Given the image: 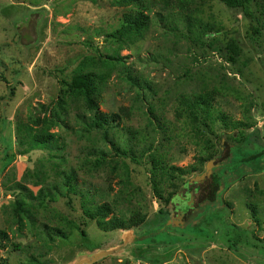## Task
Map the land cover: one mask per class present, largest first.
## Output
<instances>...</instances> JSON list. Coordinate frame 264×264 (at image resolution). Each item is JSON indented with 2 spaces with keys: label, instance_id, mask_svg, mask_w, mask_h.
<instances>
[{
  "label": "rangeland",
  "instance_id": "1",
  "mask_svg": "<svg viewBox=\"0 0 264 264\" xmlns=\"http://www.w3.org/2000/svg\"><path fill=\"white\" fill-rule=\"evenodd\" d=\"M146 1L152 6L145 39L119 45L108 34L120 27L129 8L115 5V0H0V230L10 238L2 244L6 247L0 246V264H28L32 256L43 264H264V157L240 163L242 154L264 153V24L219 0H170L168 7L162 0ZM186 15L213 26L215 33L205 36L204 46L188 32ZM232 40L242 51L236 62H231L232 54L226 49ZM92 55L104 60L108 55L119 56L122 64L154 86L156 93L145 91V101H139V90L113 75L101 111L121 113L122 108L131 107L132 115L124 117L127 127L150 132L147 124L155 119L149 114L151 106L160 119L165 115L171 128L179 126L172 115L177 98L212 90L217 91L219 109L235 120L249 117L251 126L236 146L224 138L223 152L216 159L227 158L228 146L232 147L230 166L219 172L230 174L198 199L197 209L183 223L171 220L172 205L193 177L187 176L175 193L168 187L169 201H161L153 192L147 161L135 164L131 159L127 160L131 196L119 191V179L109 177L108 170L78 174L97 191L120 197L128 212L142 209L147 216L143 225L105 232L84 220L75 200L73 207L62 201L51 208L84 224L85 235L77 230L49 241L29 224L20 233L10 206L21 193L20 186L37 192V178L49 182L62 169L78 168L90 144L79 137L84 131L71 112L66 123L52 131L63 146L58 156L65 162L51 161L48 150L30 148L38 129L28 123V117L41 114L42 106H56L62 81ZM101 134L93 133L92 140L99 142ZM149 135V142L169 164L184 168L196 162L195 146L186 140L169 144L160 133ZM141 147L137 148L139 159ZM45 216L50 217V211L41 210L39 224L46 221ZM107 251L112 255L90 262L95 254Z\"/></svg>",
  "mask_w": 264,
  "mask_h": 264
},
{
  "label": "trees",
  "instance_id": "2",
  "mask_svg": "<svg viewBox=\"0 0 264 264\" xmlns=\"http://www.w3.org/2000/svg\"><path fill=\"white\" fill-rule=\"evenodd\" d=\"M219 1L228 8L241 9L246 16L255 17L257 24H264V0ZM169 2L170 0H162L167 7ZM114 4L129 8V11L124 14L120 27L108 34V37L114 40L112 42L129 45L145 39L151 27L152 5H149L146 0H115ZM256 12L259 16H256ZM185 19L188 32L201 46L205 45V36L215 33L213 26L199 19L189 15H186ZM171 29L173 30L174 27ZM254 30L259 33L257 26ZM209 46L213 47L211 43ZM226 49L232 54L231 62H236L242 52L240 47L232 40ZM120 60L119 56L113 55H108L105 60L94 55L87 56L73 70L71 77L62 81L61 96L56 106L49 109L42 106L41 114H32L28 117V123L38 129L30 140V148L39 147L48 150L51 161L58 159L61 164L65 162L64 157L58 156L63 146L52 131L63 126L71 112L76 114V120L84 131L79 134V137L88 139L90 144L85 147L78 165L79 170L76 167L62 169L57 178H52L49 182H44V179L40 181L37 178L40 184L37 192L30 190L26 185L20 186L21 193L15 196L10 205L12 218L20 233L29 224L37 228L38 232L44 234L49 241H54L55 238H66L77 230L85 235L86 232L81 228L84 224H78L70 216L51 208L62 201H67L70 207H73L75 200H79L84 220L95 222L99 229L105 232L139 227L146 222L147 218L142 209L134 208L128 212L123 208L124 201L120 197L112 198L108 192L97 191L92 184L80 180L79 171L92 175L93 172L108 170L109 177L119 179L121 186L119 191L129 196L131 192L129 188L133 183L127 160L132 159L135 164H139L144 159L150 167V180L155 196L161 201H169L170 197H165L167 188H171L175 193L187 176L195 177L205 172L207 163L215 160L223 152L224 138L235 146L244 139L245 130L251 126L249 117L246 118L248 121L235 120L219 109L216 106V90L181 94L173 107L174 124H179L174 128L165 123V115L160 119L155 115L154 108L149 107V114L155 119H149L150 123L147 126L150 132L148 133L147 130L133 129L124 125V117L129 118L134 111L131 107L122 108L121 113L101 111L105 92L114 74H117L118 79L139 90L137 92L139 101L141 99L145 101V91L156 93L152 82L143 74H135L132 68L126 67ZM249 111V109L246 110L247 113ZM152 131L160 133L164 143L168 141L170 144L184 139L195 146L196 162L184 168L169 164L164 159V155L157 151L153 145L154 142H149V133ZM100 132L102 137L99 138V142L95 137L92 140L91 135ZM226 132L230 133L226 134ZM140 146L143 147L140 149L139 159L137 148ZM228 147L232 154V147L230 145ZM241 156L243 158L240 159V163H253L263 158L264 153L258 156L245 153ZM49 176L50 174L45 175L46 178ZM221 182V179L214 178V184ZM259 192L262 193L260 190ZM246 193L251 195L253 191L247 190ZM41 210L50 211L51 216H45L46 221L39 224L38 215ZM6 241L10 242L8 233L0 230V246L6 247L2 245ZM13 246L18 247L16 244ZM28 264H43V262L37 256H32Z\"/></svg>",
  "mask_w": 264,
  "mask_h": 264
},
{
  "label": "flooded vegetation",
  "instance_id": "3",
  "mask_svg": "<svg viewBox=\"0 0 264 264\" xmlns=\"http://www.w3.org/2000/svg\"><path fill=\"white\" fill-rule=\"evenodd\" d=\"M231 158H232V154L230 152L227 158H224L221 161L215 159V165H217L218 167L214 169V173L205 183L200 185L194 184L191 186H188L187 184V186L183 188V192L177 194V201H175L174 205H172L174 206L175 209V215L171 216V218L179 219L182 217L183 220L184 218H186V216H188L190 212H193V210L197 209L196 206L198 204L197 203L198 199L201 197H206L211 193V190L215 185L214 178L217 177L223 181V179H226L227 178L226 176L230 174L229 171L227 172V170H224L222 174L219 172L221 171L222 168L224 169L225 167L230 166L228 162L232 161ZM191 192L193 193V201L190 200Z\"/></svg>",
  "mask_w": 264,
  "mask_h": 264
},
{
  "label": "water",
  "instance_id": "4",
  "mask_svg": "<svg viewBox=\"0 0 264 264\" xmlns=\"http://www.w3.org/2000/svg\"><path fill=\"white\" fill-rule=\"evenodd\" d=\"M218 167L217 165H215V160H211L210 162H208L207 168L205 170V172H203L200 175H196L195 177H193L191 180H189L188 182V186L191 185H200L205 183L214 173V169ZM190 200L193 201V193H190ZM175 218H171V220L173 221ZM180 222L183 223L182 217L179 218ZM172 224V222L170 223ZM112 251H107V252H99L97 254L94 255V259L90 262H93L95 259H100L106 256H110L112 255ZM87 262V261H86ZM89 262V261H88Z\"/></svg>",
  "mask_w": 264,
  "mask_h": 264
}]
</instances>
